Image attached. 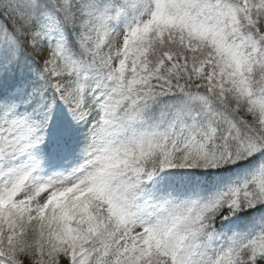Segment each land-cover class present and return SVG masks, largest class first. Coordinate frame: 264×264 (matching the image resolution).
I'll list each match as a JSON object with an SVG mask.
<instances>
[{
    "label": "snow or ice",
    "instance_id": "snow-or-ice-1",
    "mask_svg": "<svg viewBox=\"0 0 264 264\" xmlns=\"http://www.w3.org/2000/svg\"><path fill=\"white\" fill-rule=\"evenodd\" d=\"M0 264H264V0H0Z\"/></svg>",
    "mask_w": 264,
    "mask_h": 264
}]
</instances>
